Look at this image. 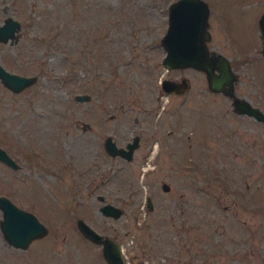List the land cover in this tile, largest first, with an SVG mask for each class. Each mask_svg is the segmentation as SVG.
Returning <instances> with one entry per match:
<instances>
[{
    "label": "rangeland",
    "instance_id": "rangeland-1",
    "mask_svg": "<svg viewBox=\"0 0 264 264\" xmlns=\"http://www.w3.org/2000/svg\"><path fill=\"white\" fill-rule=\"evenodd\" d=\"M171 1L0 0V22L19 20L0 62L36 73L17 90L0 80V145L19 163L0 160V193L47 227L24 247L0 231V264H109L77 216L126 264H264V119L233 109L200 67L161 62ZM263 10L216 0L206 41L228 57L233 93L264 112ZM163 77L187 86L165 91ZM108 133H138L130 158L103 148Z\"/></svg>",
    "mask_w": 264,
    "mask_h": 264
},
{
    "label": "water",
    "instance_id": "water-1",
    "mask_svg": "<svg viewBox=\"0 0 264 264\" xmlns=\"http://www.w3.org/2000/svg\"><path fill=\"white\" fill-rule=\"evenodd\" d=\"M167 25L161 35L160 41L165 48L161 62L166 67L176 65H193L204 70L207 85L211 90L221 91L231 96L233 109L238 112H247L258 119H264V112L251 104L246 98L233 93L234 71L228 57L221 52H208L205 40L210 34L206 28L207 6L204 0H173L168 5ZM259 29L263 42L261 52H264V10L258 18ZM19 26V20L12 16H6L0 23V40L12 37L14 29ZM0 76L2 81L13 90L20 89L34 78V74L25 75L19 72L9 71L0 64ZM164 90H172L181 93L187 86L186 78L172 80L163 78ZM77 99L88 97V92L81 91L75 94ZM137 135V134H136ZM125 145H118L107 134L103 139L104 149L110 153H118L125 158H130L133 148L138 143L137 136ZM0 160L11 167H18L19 163L0 145ZM161 186L167 189L168 183L161 181ZM100 199L103 195L98 193ZM147 204L151 206L149 195H146ZM101 213L118 215L120 207L111 201H103L99 205ZM0 231L7 243L13 246L24 247L28 241L46 232V225L38 219L36 214L22 206L17 205L6 194L0 193ZM79 231L89 240L101 243V252L109 264H126L121 244L108 233L96 230L82 216L75 218Z\"/></svg>",
    "mask_w": 264,
    "mask_h": 264
},
{
    "label": "flooded vegetation",
    "instance_id": "flooded-vegetation-1",
    "mask_svg": "<svg viewBox=\"0 0 264 264\" xmlns=\"http://www.w3.org/2000/svg\"><path fill=\"white\" fill-rule=\"evenodd\" d=\"M205 1V3H206V6H207V17H208V15H209V13H210V11L212 10V8H213V5L215 4V1L216 0H204ZM168 9V8H167ZM10 14H6L3 18H2V21L0 22V23H2L3 22V19L6 17V16H9ZM10 16H12V17H15V16H13V15H10ZM207 17H206V21H207ZM15 18H17V17H15ZM208 22V24H206V28H207V25L209 26V23H210V21L208 20L207 21ZM207 30H208V28H207ZM209 31V30H208ZM210 34V33H209ZM210 37V36H209ZM207 40V39H206ZM205 40V43H206V46H207V49H208V52L210 53V52H219L220 50H218V49H216V48H214V47H209V45H208V43H207V41ZM0 64L5 68V69H7V70H9V71H14V70H11V69H9V68H7L4 64H2L1 62H0ZM203 70V69H202ZM14 72H18V71H14ZM19 73H21V74H25V75H30V74H34V76H35V74L36 73H26V72H19ZM205 73V72H204ZM163 78H165V77H163ZM162 78V79H163ZM162 79H161V82H162ZM170 79H172V78H170ZM180 79H182V78H180ZM180 79H172V80H180ZM0 80L2 81V79H1V76H0ZM3 82V81H2ZM4 83V82H3ZM5 84V83H4ZM6 85V84H5ZM7 86V85H6ZM9 88V87H8ZM168 91H173L174 93H178L177 91H174V90H172V87H171V89L170 90H168ZM87 126H88V124H87ZM109 134V133H108ZM137 134V135H136ZM107 134H105L104 135V137L106 136ZM110 136H111V138L116 142V144H126L127 142H129V141H131L132 140V138L136 135L137 136V138H139V135H138V133H132L131 134V136H130V138H125V139H123L122 141H120V142H118L114 137H112V135L111 134H109ZM104 137H103V139H104ZM103 139H102V144H103ZM110 154V153H109ZM117 155H119V154H117ZM120 156H122V155H120ZM88 169H90V165H88L87 167H86V170H88ZM82 172H84V170L82 171ZM146 195H149V194H146ZM145 199H146V204H147V198L145 197Z\"/></svg>",
    "mask_w": 264,
    "mask_h": 264
},
{
    "label": "bare ground",
    "instance_id": "bare-ground-1",
    "mask_svg": "<svg viewBox=\"0 0 264 264\" xmlns=\"http://www.w3.org/2000/svg\"><path fill=\"white\" fill-rule=\"evenodd\" d=\"M263 38V37H262Z\"/></svg>",
    "mask_w": 264,
    "mask_h": 264
}]
</instances>
